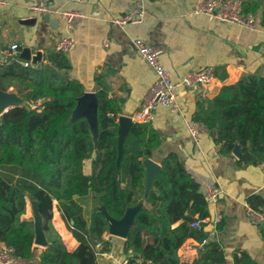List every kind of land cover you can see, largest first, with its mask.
<instances>
[{
	"label": "trees",
	"instance_id": "obj_1",
	"mask_svg": "<svg viewBox=\"0 0 264 264\" xmlns=\"http://www.w3.org/2000/svg\"><path fill=\"white\" fill-rule=\"evenodd\" d=\"M263 1L243 0L242 10L255 15ZM260 25L264 27V6ZM45 59L26 67L16 61L0 63V90L12 87L23 100L0 114V243L11 246L18 259L33 257L34 223L23 218L29 197L36 202L46 241L40 264H96V244L108 249L101 238L108 226L106 214L119 220L128 207L141 204L127 231L124 253L145 264H226L223 246L209 239L205 224L190 226L196 218L210 216V204L175 153L161 160L160 174L144 197L143 161L159 146L157 132L149 124L132 123L119 154V103L107 96L108 87L96 74L93 140L87 121L72 118L84 88L71 77L68 59L56 51ZM194 120L213 133L221 154L239 147L238 167L264 162V77L247 74L222 86L198 104ZM87 196L91 206L85 218L76 198ZM247 202L264 207L256 195ZM53 206L77 242L73 251L52 224ZM189 238L203 243L202 249L191 262L181 261L177 251ZM232 264L259 263L242 251L232 254Z\"/></svg>",
	"mask_w": 264,
	"mask_h": 264
},
{
	"label": "crops",
	"instance_id": "obj_2",
	"mask_svg": "<svg viewBox=\"0 0 264 264\" xmlns=\"http://www.w3.org/2000/svg\"><path fill=\"white\" fill-rule=\"evenodd\" d=\"M44 1L49 12L34 14L30 7L35 0H4L0 6V44L2 47L16 44L19 57L23 49H28L30 57L21 59L34 66L46 62V54L55 51L57 38L69 35L74 39L75 46L65 56L71 65V77L83 85L84 93L77 99L72 118L81 117L87 121L93 140L97 137L96 74L102 76L108 87L107 96L119 103V145L133 123L127 126L125 119L139 108L144 94L155 81V75L134 48V39L164 47L159 62L169 73L171 81L203 67L214 69L215 77L210 83L178 88L180 111L173 112L162 106L153 109L149 126L157 132L160 143L149 160L160 169L161 160L168 153H175L200 187L210 182L218 185L221 189L219 201L210 205V216L204 226L209 239L223 246L226 264H232L234 252L242 251L259 264H264V232L250 223L244 208V203L252 195L264 200L261 168L259 165L238 167L235 164L240 153L238 146L230 155H223L213 133L204 126L199 131L197 143L190 138L185 126V121L194 120L198 104L213 98L222 86L233 84L247 74L264 77V27L260 25L264 1L254 15V31L237 24L222 23L207 15L194 14L196 0H144L141 20L122 27L114 25L112 20L127 12L130 0ZM70 8L82 11L85 19L80 26L67 29L58 13ZM36 53L41 57L33 63L32 57ZM5 92L17 96L18 104L23 103L12 87ZM83 198L89 200L88 207L82 206L83 211L88 208V216L84 215L88 218L91 198ZM83 198L76 199L80 203L79 199ZM35 205V201L29 197L26 199L23 218L33 221ZM140 207L141 204L128 209L134 213ZM217 216L220 217L219 229L216 228L218 222L214 220ZM52 224L67 249L73 251L77 242L55 206ZM127 225L132 226L133 221L129 220ZM101 238L108 243V249H97L96 264H119L123 257L131 254L123 252L125 237L111 234L108 226L101 233ZM34 247L33 257L26 260L16 258L13 264H40L39 251L45 245L34 243ZM201 249L197 241L189 238L180 246L177 255L181 261L191 262Z\"/></svg>",
	"mask_w": 264,
	"mask_h": 264
},
{
	"label": "built area",
	"instance_id": "obj_3",
	"mask_svg": "<svg viewBox=\"0 0 264 264\" xmlns=\"http://www.w3.org/2000/svg\"><path fill=\"white\" fill-rule=\"evenodd\" d=\"M67 1L78 3L81 0ZM143 1L144 0H130L127 12L122 17L113 19L112 23L122 27L128 23L140 21ZM242 2L243 0H196V5L192 12L194 14H203L213 17L222 23L237 24L248 31H254L256 28L255 17L252 13L243 12ZM3 4L4 0H0V6ZM30 9L34 14H44L49 12V6L44 0H35ZM58 15L67 29L80 26L85 19L84 13L78 9H63ZM132 43L137 53L142 57L155 75V81L144 94L139 108L129 116L133 123L149 124L153 117L152 111L156 106L166 107L173 112L180 111L181 105L178 101V88H194L206 85L215 77L214 69L207 66L196 71L187 72L177 81H171L169 73L159 62V56L165 50L164 47L148 45L143 43L140 39H134ZM74 46V39L69 35H63L55 41L54 50L65 55L69 53ZM5 61H16L25 67L30 65L28 61L20 59L18 46L16 44H11L7 47H2L0 44V63ZM10 108L12 107H8L5 110L7 111ZM185 126L190 138L197 143L199 141V131L203 125L195 120H187L185 121ZM258 165L264 174V162ZM200 191L210 205H216L218 203L221 195V189L218 185L212 182L205 183L200 187ZM244 208L250 223L264 232V207L256 209L248 202H245ZM219 219L220 217L217 216L214 220L215 222H219ZM206 222L207 217L196 218L195 221L190 223V226L200 228L202 224H205ZM199 244L201 246L203 245V243ZM95 247L99 248L100 244H96ZM15 260L16 257L13 248L4 243H0V264H13ZM119 264L145 263L142 262L139 257L129 254L123 257Z\"/></svg>",
	"mask_w": 264,
	"mask_h": 264
},
{
	"label": "water",
	"instance_id": "obj_4",
	"mask_svg": "<svg viewBox=\"0 0 264 264\" xmlns=\"http://www.w3.org/2000/svg\"><path fill=\"white\" fill-rule=\"evenodd\" d=\"M29 57H30L29 56V50L23 49L20 59L21 58L28 59ZM40 57H41L40 53H36V55L32 57V62L35 63L38 59H40ZM21 60H23V59H21ZM18 99L19 98L17 96L11 95L5 91L0 90V114L3 111H6L5 109H7L8 107H13L14 105H20V104H18ZM95 103H96V100H95ZM125 121H126L127 126L129 125L130 122H132L130 117L125 119ZM117 139H118V136H117ZM117 142H118V140H117ZM121 145H122V143L119 145V142H118L119 154H120V150H121ZM143 167H144V171H145L144 197L146 198L148 195L149 189L152 185L153 179L160 174L161 168L159 169V166L149 159H145L143 161ZM35 204H36V202H35ZM128 208H130V207H128ZM128 208L125 210V213L123 214V216L119 220H115L106 214V217L108 219V227H109V231L111 234L117 235L120 237H126L127 231L131 227V226L128 227L127 224L129 222V220H131V221L134 220V216L136 214V212L133 213V211L129 210ZM114 222H117V223H114ZM33 223H34V229H35L34 243L46 246V241H45L43 232L41 230L40 216L37 212V205H35V207L33 209ZM112 224H113V226H111ZM114 224H115V226H114Z\"/></svg>",
	"mask_w": 264,
	"mask_h": 264
},
{
	"label": "rangeland",
	"instance_id": "obj_5",
	"mask_svg": "<svg viewBox=\"0 0 264 264\" xmlns=\"http://www.w3.org/2000/svg\"><path fill=\"white\" fill-rule=\"evenodd\" d=\"M88 166H89V162H86L84 167L85 172L88 170ZM79 201L82 204V206L86 205V207H88L89 200L87 198H83L81 200L79 199ZM83 214L88 216V208H86V210L83 211Z\"/></svg>",
	"mask_w": 264,
	"mask_h": 264
}]
</instances>
